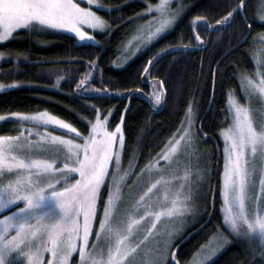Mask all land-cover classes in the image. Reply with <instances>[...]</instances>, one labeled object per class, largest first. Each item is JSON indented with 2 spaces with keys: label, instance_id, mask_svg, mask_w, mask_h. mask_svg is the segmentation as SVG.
<instances>
[{
  "label": "snow or ice",
  "instance_id": "obj_1",
  "mask_svg": "<svg viewBox=\"0 0 264 264\" xmlns=\"http://www.w3.org/2000/svg\"><path fill=\"white\" fill-rule=\"evenodd\" d=\"M82 2L83 0H0V42L13 38L18 30H24L29 33L72 34L80 44L86 41L98 44L95 37L89 35L84 27L102 32L107 26L106 21L92 10L96 0H87L88 7H82ZM170 5L171 0H160L156 5L147 4L145 12L138 14L139 16L151 14L153 9L158 13L143 26L148 29L149 40L170 29L185 10L184 6L173 10ZM246 7L247 0H237L235 7L218 20L217 25L229 26L235 21L238 13L247 24V15L244 11ZM112 10L105 9V11ZM259 18L264 20V13ZM194 23H203L205 30H214V26L207 23L204 17L197 16ZM195 39L198 41L196 45L198 49L206 46L200 41L198 34ZM171 50L186 52L188 49L183 47ZM168 51L169 49H162L147 62L148 66H153V62ZM2 57L3 53H0V58ZM88 67L90 71L76 85L77 89L89 84L90 78L94 79L93 72L99 70L91 63ZM149 67L144 68L145 73L149 72ZM257 75L261 74L257 73ZM60 79L62 78L57 79L56 87H59ZM163 85L164 82L160 81L161 89ZM241 85L250 101L256 94L260 100H264V75H261L257 83L250 75L242 74ZM5 87L0 84V91ZM83 91L98 96L108 94L107 88L89 86ZM164 96V92L158 90L153 93L151 99L155 105H160ZM145 99L149 98L145 97ZM228 105L225 115L227 117L231 113L232 123L221 130L224 140V170L220 192L223 200L224 223L238 237L259 238L262 242L259 254L264 261V119L256 121L250 107L240 104L231 92L228 96ZM91 108L96 113L95 119L88 121L90 130L83 136L70 123L47 112L12 113L11 118L19 120L21 126L24 122L54 125L75 134L82 143L62 136H51L50 133L41 135L38 131L37 141H31L23 132L18 136L0 135V213H4L3 218L0 219V264H5V259L10 253L22 251L23 248L29 250L30 264H43L45 253H50L52 257L48 264H69L70 258L77 251L79 264H169V261L172 264H179L171 252V241L159 239V230L153 233V229H157V222L161 217H179L192 210L188 203L193 198L189 181L190 156L186 158L187 165L183 179L187 184V191L183 200L177 195L171 200V207H167L158 196L155 201L152 200L153 190L161 184L165 186L164 199L167 200L170 182L163 177L152 182L150 174L156 164L151 161L137 174L142 178L147 177V182L146 190L138 200L134 199L131 195L132 185H127L126 181L133 174L130 169L135 167L136 156L133 154L130 158L128 169L122 168L121 152L125 147V137L121 125H116L115 131H109L110 123L107 117L101 118L94 105ZM3 120L5 117L0 116V121ZM195 123L190 104L185 118L181 121V127L177 130L180 139L169 141L158 153L157 162L163 160L179 163L172 161V157L180 148L181 141L185 142V152H187L188 148H191L194 135H200V130L194 127ZM28 131L31 133L35 129ZM49 137L51 144L63 148L62 155L65 162L62 168H54L53 162L49 159H34L30 154L33 149L40 148L41 142ZM59 157L60 153L57 154V158ZM110 168H112L111 172ZM207 171L206 168L201 169L197 166V180L202 181ZM13 172L15 179L10 180L6 185L3 184V178ZM56 174L64 181L63 190H52L50 195H45L43 189L31 191L35 183L41 179L46 180L49 189H52V181L56 179ZM73 174L79 178L71 182ZM254 175H258L261 193L257 197L250 194L257 185ZM172 178H176L175 174ZM106 182L107 200L102 205V216L99 218L95 241L89 247L93 222L97 219V201L101 198V189ZM125 187L130 190L127 200L123 191ZM185 187V184L180 185L181 189ZM51 199H54L55 207L59 209L58 215L48 206ZM17 201L23 202L25 206L19 207L10 214L5 213V210L15 205ZM153 206H158L160 210L147 211V208ZM141 208L145 209V213L136 219L135 214ZM145 216L153 218L151 228L147 229L139 239L135 241L130 239L136 234L140 221L144 220ZM33 220H35L34 224ZM13 231L15 235H11ZM165 234L171 235V233ZM150 238L156 240L155 248H148L137 259L141 246Z\"/></svg>",
  "mask_w": 264,
  "mask_h": 264
},
{
  "label": "trees",
  "instance_id": "obj_2",
  "mask_svg": "<svg viewBox=\"0 0 264 264\" xmlns=\"http://www.w3.org/2000/svg\"><path fill=\"white\" fill-rule=\"evenodd\" d=\"M99 1L103 8L96 12L106 21L107 28L94 33L98 44L91 41L80 44L72 34L24 30L0 43L3 53L0 84L6 86L0 91V115L45 111L86 134L88 121L96 115L91 108L94 105L100 116L107 117L110 129L123 119V161L129 162L135 154L137 167H141L156 159L178 134L191 104L196 113L195 127L200 130L197 138L210 162L213 201L207 206L202 223L189 230L176 245V260L187 264L221 226V130L229 123L226 101L230 92L239 96L241 75L251 74L254 68L251 51L253 41L264 34V20L259 18L264 6L258 9L264 0H247L244 10L247 24L238 13L226 27L217 25V21L235 7L237 0H183L185 10L173 27L121 68H115L113 63L134 24L144 19L138 14L145 10V0ZM197 16L204 17L214 30H205L203 23H194ZM197 34L206 45L199 49ZM183 47L188 50H171ZM162 49L169 51L149 67L147 62ZM90 63L99 70L93 72L94 79L90 78L89 84L77 89L76 85L89 73ZM145 67H149L148 73L144 72ZM58 78L62 79L56 87ZM160 81L164 82L162 89ZM154 85L165 94L157 107L150 97ZM89 86L107 88L108 94L84 92ZM17 125L12 120L0 123V135H15ZM209 264H264V261L251 255L244 243L233 242Z\"/></svg>",
  "mask_w": 264,
  "mask_h": 264
},
{
  "label": "rangeland",
  "instance_id": "obj_3",
  "mask_svg": "<svg viewBox=\"0 0 264 264\" xmlns=\"http://www.w3.org/2000/svg\"><path fill=\"white\" fill-rule=\"evenodd\" d=\"M159 2L160 0H145L146 6L147 4L156 5ZM96 5H99L100 7L98 8ZM81 6L88 7L87 0H83V2L81 3ZM170 6L173 10L178 9L181 6H183V0H171ZM263 6L264 4L260 3L258 6V9L261 10ZM100 8H103V6L101 5L99 0H96V4L92 6V10L96 11L97 9H100ZM145 10L142 13H144ZM156 15H158V13H156L155 10L153 9V12L151 14L143 15L142 17L144 19L139 20L134 24L133 29L131 30V32H129V35L127 36V38L124 40V42L122 43L120 47L118 58L113 63V66L115 68H121L124 65H126L130 60H132L134 57L140 54L146 47H148L151 43L156 41L158 38H160L163 34L168 32L173 27L174 24L172 25L170 29L166 30L160 36L149 40L147 38L148 29L143 26L147 25L148 21L152 20L153 16H156ZM84 30L87 31L89 35H93V36H94V33L99 32V30H91L87 28V26L84 27ZM152 30L154 31V27ZM262 37H264V34L259 36V38L253 41L252 51H251L253 52L254 68L252 70V73L249 75L251 76L252 79L256 80L257 83H259L261 75H264V38ZM0 43H3V42H0ZM257 73H260L261 75H257ZM158 90L159 89L157 85H154L153 87H151L150 97L152 98L153 93ZM234 96L236 97L237 101L240 104L250 107V109L252 110V115L254 116L256 121L264 119V100H260L258 98V94L252 97L250 101L249 98L245 95L244 89L241 86L239 96L238 97L236 95ZM154 106L157 107L155 103H154ZM228 107L229 105H228V98H227L226 110L228 109ZM40 112H45V111H40ZM31 114H35V113H31ZM0 116L5 117V120L0 121V123L6 120H12V121L17 122L18 131L16 132L15 135H12V136H18L21 132H23L24 135L27 136L31 141H37L39 140V137L36 135V132L38 131L41 135L50 133L51 136H62L65 139H74L77 142L82 143V140H80L75 134L69 133L65 129H59L57 126H54V125L45 126L42 124L36 125L34 122H24L23 126H21V122L19 120L15 118H11L12 115H8V116L0 115ZM195 117H196V113L194 112V119ZM101 118H104V117L101 116ZM228 119H229V123H228L229 125L232 123L231 113L228 114ZM119 124L122 127V124L121 123ZM228 125L225 128H227ZM33 128L35 129V131H32L31 133H29L28 129H33ZM89 130H90V125H89ZM77 131L81 134V136L87 135L88 133L87 132L86 134H82L78 129ZM109 131H115V128L114 129L109 128ZM174 139H180V134L178 133L171 141H173ZM221 139H222L223 146H222V165L220 169L219 191L222 186V174L224 170V159H223L224 140L222 136H221ZM58 153H60L59 158H57ZM62 153H63L62 146L51 144L50 137H49L48 139L41 142L40 148L33 149L30 154L34 159H49L51 162H53L54 168L59 169L63 167V163L65 162V160L63 159ZM189 156L191 160L189 181L191 182L193 198L188 203L192 207V210L190 212L185 213L183 216H179V217H161V220L157 222V229H153V233H156L157 230H159L160 232V236L158 237L159 239L171 241V244H172L171 252L174 255L176 253L177 243L179 241L181 242L185 238V235L188 233L189 230H192L194 227H197L198 225L202 223L205 217L206 211H207V206L209 204L212 205L213 200L211 199L213 198V196L210 191V178H211L210 169H209L210 162H209V158L207 157L205 151L202 150V146L200 145L199 139L195 135H194L193 140L191 141V148H188L187 152H185V142L181 141L180 148L177 150L175 154H173L172 161H179V163H173L171 161L166 162L163 160H160L159 162H157L158 157L151 161L152 163L156 164V167L152 170L150 174V178L152 182H155V180L160 179L161 177H163V179L168 180L170 182V190L167 192L168 199L167 200L164 199L165 186L161 184L157 186V189L153 190L152 200L155 201L156 197L158 196L160 200L167 207H171V200L175 198L177 195L179 196L181 200H183L185 192L187 191V184L185 180L183 179V177L185 175V167L187 165L186 158H188ZM197 160H198V165H197ZM137 161L138 160L136 158V160L134 161L135 167L130 169V171L133 174L127 179L126 184L132 185L131 195L134 199L138 200L139 196L143 193V191L146 190L145 185L147 182V177L142 178L137 175L140 172V169L145 166L143 165L141 167H137L138 166ZM169 164H171V168H169ZM121 165H122V168L124 169L129 168V162L125 163L123 161V151L121 152ZM197 166L201 169L206 168L208 170L207 175H205V178L202 181L197 180ZM109 171L111 172L112 168H110ZM173 174H175L176 176L175 179L172 178ZM201 175H204V173H201ZM78 178L79 177L77 175L73 174V179L71 182H74V180ZM254 178L257 180V185H256V189L250 194L253 197H257L261 195L259 191L258 175H254ZM14 179H15V173L14 172L9 173L6 175L5 178H3L2 183L6 185L10 180H14ZM52 184H53V188L49 189L47 181L41 179L39 182L35 183V185L31 188V191H39L40 189H43L45 195H50L52 190L61 191L63 190V187L65 186L64 181L59 178L58 174H56V179L52 181ZM182 184L186 185L184 189L180 188V185ZM123 191H124L125 200H127L130 190L128 187H125ZM103 192H104V195H103ZM219 194H220L219 210H220V215H221V226L214 234L211 235L208 241L196 251L192 259L187 264H209L225 248H227L229 244L233 242L244 243L245 246H247V249L250 252V254L255 255L256 259H259V261L262 262L261 256L259 254L261 246H262L261 240L259 238L253 239L251 238V236H249L248 238L238 237L235 233L231 232L229 226L224 223V218H223L224 213L222 211L223 200H222L221 192H219ZM107 196H108V186L106 182V184L102 186V189H101V198L97 201V205H98L97 219L93 222V229L95 228V232L89 238V247H91V244L95 241V233L99 227V218L102 216V205L104 202H106ZM24 206L25 205L23 202L17 201L15 205L9 206V208L5 210V213L10 214L11 212L16 211L19 207H24ZM48 206L57 215L59 214V209L55 207L54 199H51L49 201ZM159 210L160 208L158 206L147 208V211L149 212H155ZM144 213H145V209L141 208L135 214L136 219H139V216L144 215ZM3 215L4 213H0V219L3 218ZM152 219L153 218L151 216H145V219L140 221V225L138 226V230L136 234L130 239L135 241L136 239H139L140 237H142L145 234L146 230L151 228ZM32 223L34 224L35 220H33ZM165 233H171V235L167 236ZM11 235H15V232L13 231ZM78 246H79V242H78ZM155 246H156V240L150 238L149 241H146L145 244L141 246V249L139 250V253L137 255V259H139V256L142 255L145 251H147L148 248H155ZM29 255L30 253L27 248H23L22 251L12 252L6 257L5 264H9V262H11V264H30ZM51 259H52L51 254L45 253L43 256V264H48V261ZM69 264H79V252L78 251L74 253L73 256L70 258ZM169 264H172V262L169 261Z\"/></svg>",
  "mask_w": 264,
  "mask_h": 264
}]
</instances>
